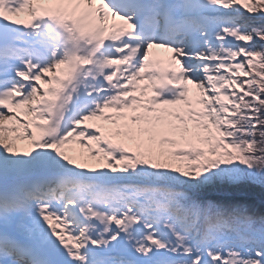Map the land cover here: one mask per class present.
I'll return each instance as SVG.
<instances>
[{"label":"snow or ice","instance_id":"obj_1","mask_svg":"<svg viewBox=\"0 0 264 264\" xmlns=\"http://www.w3.org/2000/svg\"><path fill=\"white\" fill-rule=\"evenodd\" d=\"M0 264H264V0H0Z\"/></svg>","mask_w":264,"mask_h":264},{"label":"rangeland","instance_id":"obj_2","mask_svg":"<svg viewBox=\"0 0 264 264\" xmlns=\"http://www.w3.org/2000/svg\"><path fill=\"white\" fill-rule=\"evenodd\" d=\"M19 17V16H18ZM21 17V16H20ZM19 19V18H18ZM22 19V18H21ZM158 52H159V54L161 55V56H163V55H165V53H163V52H161V51H159V50H157Z\"/></svg>","mask_w":264,"mask_h":264},{"label":"trees","instance_id":"obj_3","mask_svg":"<svg viewBox=\"0 0 264 264\" xmlns=\"http://www.w3.org/2000/svg\"><path fill=\"white\" fill-rule=\"evenodd\" d=\"M256 196H257V200L259 201V199H260V194L257 193Z\"/></svg>","mask_w":264,"mask_h":264},{"label":"bare ground","instance_id":"obj_4","mask_svg":"<svg viewBox=\"0 0 264 264\" xmlns=\"http://www.w3.org/2000/svg\"><path fill=\"white\" fill-rule=\"evenodd\" d=\"M162 51V50H161Z\"/></svg>","mask_w":264,"mask_h":264}]
</instances>
